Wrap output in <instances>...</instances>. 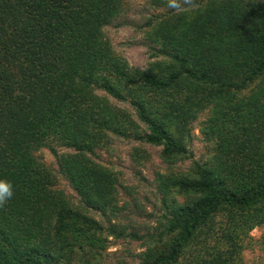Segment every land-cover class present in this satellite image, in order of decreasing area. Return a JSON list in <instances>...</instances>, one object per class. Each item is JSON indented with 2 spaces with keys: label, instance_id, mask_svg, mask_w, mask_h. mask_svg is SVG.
Segmentation results:
<instances>
[{
  "label": "trees",
  "instance_id": "obj_1",
  "mask_svg": "<svg viewBox=\"0 0 264 264\" xmlns=\"http://www.w3.org/2000/svg\"><path fill=\"white\" fill-rule=\"evenodd\" d=\"M123 1L0 0V180L12 190L0 206V264H99L110 239L141 242L136 264H258L244 253L264 228V0L154 16L143 69L103 33ZM110 135L160 148L161 214L140 236L117 221V175L91 157Z\"/></svg>",
  "mask_w": 264,
  "mask_h": 264
},
{
  "label": "rangeland",
  "instance_id": "obj_2",
  "mask_svg": "<svg viewBox=\"0 0 264 264\" xmlns=\"http://www.w3.org/2000/svg\"><path fill=\"white\" fill-rule=\"evenodd\" d=\"M202 0H177L179 7H169L170 0H124L121 10L109 25L104 27L103 33L110 43L115 54L124 58L127 64L135 69H143L149 60L148 43L144 37V26L148 20L156 15L184 8L188 4H196ZM101 94L100 92H98ZM112 103H116L110 99ZM119 107L125 104L116 103ZM142 128V126L140 125ZM194 160L199 161L204 156L205 147L202 142L197 125L192 124L191 141L188 145ZM136 149L143 157V165H137L133 158ZM160 148L148 144H141L134 140H124L109 136L108 147L95 151L92 159L101 164L110 166L117 175L118 206L121 211L117 221L126 228V232H134L137 235L144 234L155 226V219L161 214L159 195L155 189L156 172H162L164 164L158 158ZM61 152H69L62 150ZM36 158L56 174V187L61 189L71 201L78 205V198L67 182L58 176L54 158L46 149L35 152ZM187 165V162L183 164ZM183 166V167H184ZM89 215L103 222V218L93 212ZM254 242L253 251L244 253L248 262L264 264V247L258 246L263 229H253L249 232ZM107 249L103 251L99 264H136L137 255L142 252L139 241L128 239L112 240Z\"/></svg>",
  "mask_w": 264,
  "mask_h": 264
},
{
  "label": "clouds",
  "instance_id": "obj_3",
  "mask_svg": "<svg viewBox=\"0 0 264 264\" xmlns=\"http://www.w3.org/2000/svg\"><path fill=\"white\" fill-rule=\"evenodd\" d=\"M187 2V0H185ZM169 7L176 8L179 7L177 0H170ZM12 195L11 185L9 182L0 180V206H2L8 198Z\"/></svg>",
  "mask_w": 264,
  "mask_h": 264
}]
</instances>
